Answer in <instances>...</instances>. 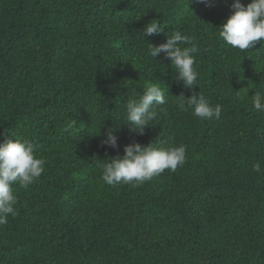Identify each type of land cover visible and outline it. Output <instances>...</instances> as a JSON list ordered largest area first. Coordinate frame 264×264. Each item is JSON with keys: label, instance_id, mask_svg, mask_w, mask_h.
<instances>
[{"label": "trees", "instance_id": "trees-1", "mask_svg": "<svg viewBox=\"0 0 264 264\" xmlns=\"http://www.w3.org/2000/svg\"><path fill=\"white\" fill-rule=\"evenodd\" d=\"M233 2L0 0V142L32 140L46 161L13 186L0 264H264V112L251 97L264 93V40L246 51L222 40ZM149 22L163 32L146 39ZM174 31L198 48L194 89L150 55ZM151 83L167 103L140 135L125 106ZM193 93L221 118L181 110ZM109 129L118 149L102 145ZM134 142L183 144L186 162L140 186L106 184L102 165Z\"/></svg>", "mask_w": 264, "mask_h": 264}, {"label": "clouds", "instance_id": "clouds-1", "mask_svg": "<svg viewBox=\"0 0 264 264\" xmlns=\"http://www.w3.org/2000/svg\"><path fill=\"white\" fill-rule=\"evenodd\" d=\"M192 2V0H191ZM207 7H213L215 0H199ZM220 37L232 48L240 51L253 49L258 42L264 40V0H251L245 5L242 0H234L231 4V14L220 26ZM163 32V26L149 22L143 29L144 38L158 36ZM186 45H191L186 46ZM153 58L163 54L171 60L175 68L174 79L182 82L187 89H194L199 85V73L195 67L198 48L191 37L174 31L168 35L165 43L149 46ZM177 104L181 110L191 108L193 115L203 119H220L222 106L212 105L202 95L193 93L186 98L178 96ZM252 97V106L257 113L264 112V93L256 91ZM167 103L163 89L159 84L151 83L136 99H129L126 103V124L130 131L143 135L150 123L157 120L164 111L158 106ZM119 137L115 130L109 129L102 140V145L113 149L119 148ZM38 145L29 139L8 138L0 142V225L8 222L9 215L15 216L18 197L14 185L28 188L45 172L46 161L36 153ZM124 154L108 159L102 165V179L111 186L129 184L140 186L154 176L166 170L175 172L186 162V146H171L159 148L151 142L141 145L139 142L124 146ZM254 171L261 172V165L256 163Z\"/></svg>", "mask_w": 264, "mask_h": 264}]
</instances>
